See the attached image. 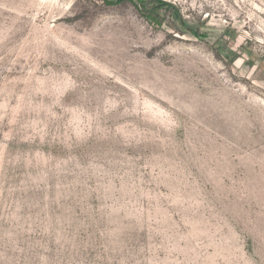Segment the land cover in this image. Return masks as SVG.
Masks as SVG:
<instances>
[{
    "label": "rangeland",
    "instance_id": "1",
    "mask_svg": "<svg viewBox=\"0 0 264 264\" xmlns=\"http://www.w3.org/2000/svg\"><path fill=\"white\" fill-rule=\"evenodd\" d=\"M154 1L0 0V264H264V0Z\"/></svg>",
    "mask_w": 264,
    "mask_h": 264
},
{
    "label": "trees",
    "instance_id": "2",
    "mask_svg": "<svg viewBox=\"0 0 264 264\" xmlns=\"http://www.w3.org/2000/svg\"><path fill=\"white\" fill-rule=\"evenodd\" d=\"M157 1H160V0H155L154 2H157ZM142 3L143 2H141L140 4L142 5ZM161 4H164L163 2H161ZM149 18H151L153 21H157L156 20V17H154V15H152V14H149V15H147Z\"/></svg>",
    "mask_w": 264,
    "mask_h": 264
}]
</instances>
